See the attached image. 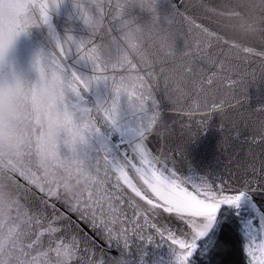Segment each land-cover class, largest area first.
<instances>
[{"label":"snow or ice","instance_id":"obj_1","mask_svg":"<svg viewBox=\"0 0 264 264\" xmlns=\"http://www.w3.org/2000/svg\"><path fill=\"white\" fill-rule=\"evenodd\" d=\"M63 3L0 0V62L31 27L55 42L34 83L0 80V264H224L233 222L264 264V51L187 0H71L61 40Z\"/></svg>","mask_w":264,"mask_h":264},{"label":"water","instance_id":"obj_2","mask_svg":"<svg viewBox=\"0 0 264 264\" xmlns=\"http://www.w3.org/2000/svg\"><path fill=\"white\" fill-rule=\"evenodd\" d=\"M200 16V22L217 32L229 42L252 47L264 51V0H187ZM221 10L219 14L218 11ZM52 30L59 39L65 35L80 37L84 34L81 23L76 19L71 0L64 3L55 11L50 12ZM55 51L46 25L29 28L18 35L10 44L3 61L0 62V80L11 82L13 77L19 78L25 84H32L38 78L33 68L36 56H47ZM259 57L253 58L251 68L259 69ZM227 87V85H225ZM244 105L239 109L234 119L242 127L248 124L258 125V113L248 108L247 95L240 97ZM264 99V89L254 83L251 91V103L259 104ZM251 130V129H250Z\"/></svg>","mask_w":264,"mask_h":264},{"label":"trees","instance_id":"obj_3","mask_svg":"<svg viewBox=\"0 0 264 264\" xmlns=\"http://www.w3.org/2000/svg\"><path fill=\"white\" fill-rule=\"evenodd\" d=\"M235 222L232 223L229 233L226 232L223 239L230 243L227 255H219L216 257L217 261H223L224 264H243L240 254L239 237L235 233Z\"/></svg>","mask_w":264,"mask_h":264}]
</instances>
